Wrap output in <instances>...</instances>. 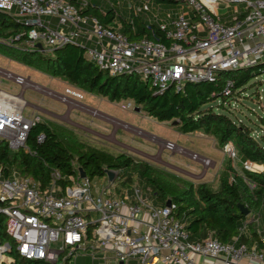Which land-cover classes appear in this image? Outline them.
<instances>
[{
  "label": "built area",
  "instance_id": "2783aa9c",
  "mask_svg": "<svg viewBox=\"0 0 264 264\" xmlns=\"http://www.w3.org/2000/svg\"><path fill=\"white\" fill-rule=\"evenodd\" d=\"M73 1L78 6L70 0H0V12L27 28L25 34L0 41L11 45L23 37L24 45L40 52L80 45L100 70L110 75H136L149 83L154 94L169 88L179 92L189 83L215 82L223 72L264 62V0H184L175 7L177 12L154 11L148 1L133 7L134 15L148 14L165 33L168 44L131 41L118 29L104 27L80 13L87 0ZM232 4H241L243 9L235 7L229 13ZM0 75L21 88L19 95L0 89V139L12 151L25 149L30 131L45 122L37 114L24 115L28 103L23 93L37 85L1 69ZM220 95L232 97L231 80L223 82ZM230 101L224 105L230 107ZM44 139L40 133L36 142ZM166 146L175 148L173 143ZM223 151L229 159L235 157L231 144ZM189 155L209 167V159ZM112 172L113 181L106 174L107 182L93 187L75 167L64 185L57 183L61 177L55 173L52 184L42 188L30 177L13 174L5 178L0 171V215L5 217L6 233L18 256L48 264H71L80 251L92 261L97 253L104 260L109 253L122 264H239L244 257L264 263L255 246L238 245L237 237L229 243L212 237L190 242L184 225L172 216L173 205L153 206L135 186L122 188L117 172ZM261 242L264 246V235ZM9 249L8 244L0 245V264Z\"/></svg>",
  "mask_w": 264,
  "mask_h": 264
},
{
  "label": "trees",
  "instance_id": "16d2710c",
  "mask_svg": "<svg viewBox=\"0 0 264 264\" xmlns=\"http://www.w3.org/2000/svg\"><path fill=\"white\" fill-rule=\"evenodd\" d=\"M146 1L166 8L184 3V0ZM70 2L78 6L73 0ZM80 13L95 18L104 27L118 29L131 41L147 39L169 43L165 33L155 23L133 12L130 20H118L114 10H103L97 4L88 2ZM26 32L23 23L0 12V40ZM22 41L23 37L11 45L0 41V54L52 78H63L84 93L104 97L111 102L132 100L148 117L159 122L177 121L173 125L182 134L202 132L211 136L219 147L231 143L242 164L258 165L263 170L251 171L242 167L238 172L229 160L230 180L221 179L218 188L213 190L206 183L177 181L130 154L113 155L101 149L85 147L71 133L44 122L30 131L25 149L12 151L6 141L0 139V171L3 177L13 174L30 177L38 181L42 188H47L54 181L55 173L61 177L57 183L64 185L67 177L75 173L74 162L88 179L104 177L107 170L115 171L122 188L135 186L153 206L163 207L170 201L172 216L184 225L190 242L212 237L229 243L237 237L238 245L255 246L264 256L261 242L264 235V115L258 117L254 124L256 129L223 111H216L213 106L221 99L218 107L224 110V102L243 97L249 83L261 73L264 64L223 72L215 82L189 83L179 92L169 88L161 94H154L149 83L136 75H110L100 70L87 59L85 48L80 45L68 44L54 51L40 52L27 47ZM227 79L233 82V95L224 99L220 91ZM40 133L45 135V139L39 144L36 137ZM238 205L247 208L249 215L241 214ZM5 222V217L0 215V245L8 244L10 247L7 253L11 258L9 264H48L42 260L19 257L15 243L6 233Z\"/></svg>",
  "mask_w": 264,
  "mask_h": 264
},
{
  "label": "rangeland",
  "instance_id": "374dc122",
  "mask_svg": "<svg viewBox=\"0 0 264 264\" xmlns=\"http://www.w3.org/2000/svg\"><path fill=\"white\" fill-rule=\"evenodd\" d=\"M96 1L103 3L104 6L100 5L103 8L114 10L118 20H130L132 8L142 6L144 2ZM235 7L243 9L241 4H232L228 12L231 13ZM173 10L178 11L175 8ZM138 15L148 19L146 12ZM0 69L29 79L37 85L23 93V100L28 103L24 110L25 116L39 115L50 126L71 133L85 147L101 149L113 155L128 153L161 169L177 181L206 183L213 190L218 188L221 179L230 180V171L227 169L229 160L238 172L245 167L236 151L235 157L229 159L223 147H219L211 136L198 131L182 134L174 127L173 121L159 122L148 117L140 107L136 111L137 106L132 100L111 102L107 98L84 93L63 78H52L2 54ZM249 85L243 97L230 101V107L220 110L218 105L221 99L213 103V106L216 111H223L233 119L256 128L254 124L258 117L264 115V68L254 76ZM0 89L12 95H19L21 91L18 85L1 75ZM259 95L261 100H258ZM167 143H173L175 148L167 149ZM190 153L209 159V167L205 168L200 161L193 160ZM73 165L77 167L76 162ZM247 165L252 170H259L255 165ZM90 180L93 187L107 182L106 176ZM77 255L75 262L72 261L71 264H90L84 252L80 251ZM9 260V256L4 258L6 263Z\"/></svg>",
  "mask_w": 264,
  "mask_h": 264
},
{
  "label": "crops",
  "instance_id": "0c3cea01",
  "mask_svg": "<svg viewBox=\"0 0 264 264\" xmlns=\"http://www.w3.org/2000/svg\"><path fill=\"white\" fill-rule=\"evenodd\" d=\"M89 3H92V4H97L98 6L100 5H103V3H98L96 0H87ZM144 2L146 0H143ZM149 6L152 8V10H156V9H160L161 12L165 11V10H169L171 8H166L164 6H158V5H155L153 4V2H148ZM103 10H105L106 8H103L102 6H100ZM174 9V8H173ZM148 17V16H147ZM148 21H151L150 18L148 17L147 19ZM137 111V110H136ZM128 154V153H127ZM257 166L258 168V165H255ZM259 170L258 171H262L263 168L261 166H259ZM143 217H145V215H143ZM87 256V255H86ZM103 254L102 253H97L96 255V259L94 261L91 260V258L89 256H87V258L89 259V262L90 264H122V263H118V262H115V260L112 259V257L110 256V254L108 253L106 256H107V259H103ZM77 258V257H76ZM75 258V260H76ZM11 262V260H9V262L7 264H9ZM124 264H134V262L132 261H129L127 263H124ZM239 264H257V262H255V260H253L252 258H247V257H244L241 259L240 263ZM258 264H264V263H258Z\"/></svg>",
  "mask_w": 264,
  "mask_h": 264
},
{
  "label": "water",
  "instance_id": "95a60500",
  "mask_svg": "<svg viewBox=\"0 0 264 264\" xmlns=\"http://www.w3.org/2000/svg\"><path fill=\"white\" fill-rule=\"evenodd\" d=\"M57 48H55L54 50H56ZM259 66V65H258ZM135 110H139V108L137 107ZM177 123V121H174L173 122V124H176ZM79 172H80V177L81 178H85L86 177V174L81 170V169H79ZM106 174H107V176H108V179L110 180V181H113L114 179H115V175H114V173L112 172V171H109V170H107L106 171ZM170 201H167L166 202V206L167 207H169L170 206ZM238 209H239V211H240V213L241 214H243V215H245V216H247V215H249V210L247 209V208H245L244 206H242V205H238Z\"/></svg>",
  "mask_w": 264,
  "mask_h": 264
}]
</instances>
